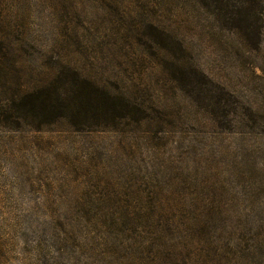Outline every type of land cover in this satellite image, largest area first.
Wrapping results in <instances>:
<instances>
[{"label":"rangeland","instance_id":"374dc122","mask_svg":"<svg viewBox=\"0 0 264 264\" xmlns=\"http://www.w3.org/2000/svg\"><path fill=\"white\" fill-rule=\"evenodd\" d=\"M254 11L236 28L199 0H0V104L67 65L142 110L83 130L0 115V264H264V0Z\"/></svg>","mask_w":264,"mask_h":264},{"label":"trees","instance_id":"16d2710c","mask_svg":"<svg viewBox=\"0 0 264 264\" xmlns=\"http://www.w3.org/2000/svg\"><path fill=\"white\" fill-rule=\"evenodd\" d=\"M199 1L207 6L212 5L218 12H223L226 20L236 28L243 27L238 22H245L255 15L254 5L257 2V0H235L240 6L245 4L241 16L236 18L231 9L236 4L229 0ZM157 37L160 38L159 33ZM173 68V79L185 85L191 84V87H194L196 85L193 84H198L200 87L211 82L201 72L202 78L191 79L195 74L194 72L186 71L183 66L177 67L178 69ZM199 87L196 86V89L198 90ZM218 89L216 103L221 107L223 95L227 92L221 87ZM4 113L6 115H2ZM137 113H142L141 108H137L124 93L110 92L67 65H60L54 77L41 86L26 92L15 93L10 96L9 103L0 104V115L8 120H29L24 124L32 129H39L45 123L58 118H65L75 130H83L93 125L117 127L122 119L130 116L136 117ZM13 123L15 127L20 125L18 121ZM175 209L176 206L172 204L158 205L157 207L159 213L165 214L172 213ZM163 217L165 218V216ZM151 223L150 227H155L158 231L157 222L151 220ZM165 243L170 246L161 247L159 250L166 251L171 260L174 261L173 254L177 255V251L181 253L179 243ZM183 248H185L184 242ZM217 248L215 254L224 251L220 246Z\"/></svg>","mask_w":264,"mask_h":264}]
</instances>
